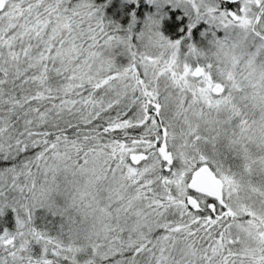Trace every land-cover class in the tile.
I'll return each instance as SVG.
<instances>
[{
    "label": "snow or ice",
    "instance_id": "6c2138e0",
    "mask_svg": "<svg viewBox=\"0 0 264 264\" xmlns=\"http://www.w3.org/2000/svg\"><path fill=\"white\" fill-rule=\"evenodd\" d=\"M0 264H264V0H0Z\"/></svg>",
    "mask_w": 264,
    "mask_h": 264
}]
</instances>
